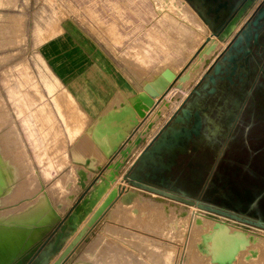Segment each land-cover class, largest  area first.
I'll use <instances>...</instances> for the list:
<instances>
[{
    "label": "rangeland",
    "instance_id": "obj_1",
    "mask_svg": "<svg viewBox=\"0 0 264 264\" xmlns=\"http://www.w3.org/2000/svg\"><path fill=\"white\" fill-rule=\"evenodd\" d=\"M45 1L0 0V159L14 174L12 178H4L0 169V196L4 194L0 205L12 204L0 215L11 216L18 221L37 218L48 209L47 197L58 214L56 220L43 232L39 243L27 254L25 253L24 263L30 260L28 254L38 253L35 264H56L64 256L60 264H73L80 255L75 264H105L104 261L109 259L115 261L109 260L113 264H214L209 256L199 251L197 245L201 241V235L209 231L216 222L211 216L218 214L188 201L142 187H135L136 191L139 189L140 194L131 192L133 196L130 202L124 201L125 195L116 204L113 205L114 201L111 202L106 211L96 218L93 212L107 195L101 197L98 204L85 214L76 229H72L68 224L65 237L54 251L56 233L62 229L64 223L68 222L66 217L70 215L73 205H76L82 195L88 196L90 190L85 189L73 200L69 199L70 194L53 192L59 189V185L72 187V183L68 184L69 180L70 182L75 180L72 177L47 179L48 182L56 181L49 187L52 192L45 194L42 191L40 179L36 172L31 170V161L26 155V149L17 130L20 121V114L17 112L20 107L19 94H14L15 97L11 94L10 97L11 90H19L20 80L24 84L30 80V77L25 75L26 69H29V65L36 64L37 57L35 49L32 48L36 40V26L43 22L44 15L49 17L53 9L52 3ZM113 1H94L89 3L87 8L101 9L105 13V23L110 24L115 21L113 10L116 8V3ZM86 2L83 6L87 4ZM164 2L163 0L124 1L122 10L125 18L121 27L123 39L122 43L118 42L122 47L115 50V53L125 68L132 71L141 82L157 75L161 69L169 65H173L174 68L171 69L177 73L178 66L196 56V50L207 35L218 39L220 47L192 84L184 90H177L176 86L170 89L166 95L167 99L177 97V100L143 138L141 143L146 145L155 137L158 139L162 131L175 128L177 124L175 117L181 113L180 108L184 99L188 98L193 89L202 87L211 76L215 75L217 63L222 65L223 71L227 68L232 70L234 63L224 59V56L237 52L242 53L241 56L245 61L248 60L251 87L246 106L253 102L254 93L264 83V71L262 72L264 49L259 54V47L255 46L256 33L261 29L264 31V21H258L257 17L264 6V0H173L174 7H163ZM223 3L227 6L219 8L218 5ZM197 5L213 18L211 22L207 23L201 17ZM131 10L140 12L139 24L133 25L131 19L127 18ZM215 33L218 35L216 36ZM112 44L117 46L114 41ZM243 49L246 50V55ZM213 53L214 51L209 50L195 58V62L199 65L193 70V76L203 68ZM252 53L257 55L256 60ZM188 82L189 80L185 85ZM167 104L169 101L162 104V108ZM149 172L148 168L141 172L146 180L150 178L147 176ZM110 173L111 171H108L107 176L110 177L112 175ZM126 187L128 186H124ZM20 194H23L22 198L31 195L23 202L33 201V203L25 206H23L25 203L21 205L23 202L15 204ZM58 210L65 214H60ZM107 213L109 220L104 226L100 218L105 219ZM47 215L51 213L48 212ZM250 226V229L257 233V239L251 243L252 247L249 246L238 254L233 264H264V227L255 224ZM253 248L256 255L251 253ZM44 255L47 257L41 259ZM117 260L120 262L118 263Z\"/></svg>",
    "mask_w": 264,
    "mask_h": 264
},
{
    "label": "crops",
    "instance_id": "obj_2",
    "mask_svg": "<svg viewBox=\"0 0 264 264\" xmlns=\"http://www.w3.org/2000/svg\"><path fill=\"white\" fill-rule=\"evenodd\" d=\"M46 1L52 3L53 9L50 16L44 15L43 22L36 26V40L32 45L36 64L26 69L25 75L30 80L25 84L20 80L19 90H11L10 97L19 94L17 130L31 161V170L41 179L42 191L51 193L49 187L56 179L74 177L75 180L68 182L72 187L59 185L53 192L70 194L75 190L77 195L90 188L99 175L104 177L109 169L110 162L91 137L95 124L108 111L126 103L156 75L141 82L115 53L122 47L118 42L122 43L123 39L125 0L113 1L116 3L115 21L110 24L105 23L101 9L87 8L89 3L102 0ZM85 1L87 4L83 6ZM197 7L201 17L211 22L213 18ZM139 13L131 10L127 15L133 25L140 23ZM113 41L117 46H113ZM196 59L186 70L189 76ZM187 65L188 62L178 66L177 73ZM168 67L174 68L173 65ZM201 70L187 85L179 81L182 87L176 86L177 90L186 89ZM161 71L163 69L159 73ZM261 86L248 106L251 76L235 85L220 76L215 77L214 83L208 82L207 88H200V94L193 97L189 96L194 89L190 90L183 101L189 115L175 128L191 131L195 123L199 126L197 132L183 142V151L172 163L165 160L169 168L158 169L149 180H125L146 147V143H140L119 167L115 185L121 183L134 190L140 185L155 186L264 221V83ZM173 99L166 98L169 104L165 108L162 104L155 107L140 129L131 134L136 133L134 141L154 128L177 97ZM118 157L116 155L113 161ZM0 169L4 178L14 177L1 159ZM80 171L88 175L82 187H79ZM47 179L55 180L48 182ZM98 183L96 181L95 185Z\"/></svg>",
    "mask_w": 264,
    "mask_h": 264
},
{
    "label": "water",
    "instance_id": "obj_3",
    "mask_svg": "<svg viewBox=\"0 0 264 264\" xmlns=\"http://www.w3.org/2000/svg\"><path fill=\"white\" fill-rule=\"evenodd\" d=\"M226 6L227 5L225 3L219 4V7ZM215 35L217 36L218 34L215 33ZM210 39V36L206 37L205 42L200 46V49L196 51V55L210 41ZM235 43L237 44V42ZM223 58L227 59V56H224ZM221 68L222 65L220 63L215 65V75H218L222 71ZM183 72L184 70L179 73H175L169 67L163 69V71L156 75L155 78L146 81L142 85L141 90L130 97L126 103L122 104L117 109H111L108 111L95 124L91 133V137L110 162L109 165H111L114 157L118 155L127 141L130 140L132 137L131 134L134 132V130L139 128L142 123L146 121L149 114L154 110L158 103L167 95L170 89L176 85ZM210 82H215L214 75L211 76ZM207 85L208 82L204 84V87L207 88ZM184 104L185 103L183 102V106L180 108L181 113L177 114L175 117L177 124L182 123L185 117H188L189 115V110ZM191 132L193 131H186L184 133L182 129H177L174 127L171 128L170 131H162L158 139L155 137V139L148 143L146 147L140 152L132 165L130 173H128L124 179L127 180L133 178L142 181L143 174L141 172H143L146 168H148L151 173H156L159 169L157 165H161V167L166 166V158H168V162L172 163V161L175 159V156L179 152L183 151V137L185 136L186 138H189L192 135ZM194 132H197V130H194ZM118 173L119 171L117 174ZM100 179L105 182V185L110 186V181L105 179V177H101V175L95 179L91 187L87 189L90 190V194L88 196L85 194L82 195L76 205H73L70 215H67L66 217L68 222L64 223L65 220L61 221L64 223V226L56 233L55 241L53 243L54 251L59 247L61 241L65 237L66 227L68 224L72 229H76L77 225L81 222L85 214H88L92 208L96 206L103 194L106 192L105 185H101L100 182L95 185V182L99 181ZM140 187L155 191L162 195L170 196L172 198L188 201L189 203L198 205L200 208L206 209L211 213L231 215L222 208L202 203L200 198L190 199L184 194L166 191L164 189L151 187L149 185H140ZM248 221L258 226L264 227V221L262 220L256 219ZM257 236L258 235L254 233L231 230L226 223L216 221L212 227L211 234L206 237V240H208L211 245V262L214 264H233L240 251L245 250L251 245V242L256 241ZM37 242L29 249L21 253L19 257L11 261L10 264H30V262L35 260L38 253H35L34 255L28 254V258L30 260L27 263H24L23 261L24 256H26L27 252L32 247L36 246ZM46 257L47 255H44L41 259Z\"/></svg>",
    "mask_w": 264,
    "mask_h": 264
},
{
    "label": "bare ground",
    "instance_id": "obj_4",
    "mask_svg": "<svg viewBox=\"0 0 264 264\" xmlns=\"http://www.w3.org/2000/svg\"><path fill=\"white\" fill-rule=\"evenodd\" d=\"M164 2V6H168V7H174V3L173 0H163ZM180 7V5H179ZM182 10V9H181ZM185 13V12H184ZM183 14V13H182ZM181 14V15H182ZM264 15V11L262 13H260L258 15V18L263 17ZM210 36V41L200 50V52L194 57L192 58L189 62L188 65L186 66V68L184 69V72L182 74V76L179 78V80L177 81L175 86H178L179 88L182 87V84H178L179 81H185L187 82L188 80L191 79V77L193 76V74H191L189 76V72H187L186 70H189L190 66L192 65L193 61L195 60V58L201 56L204 52L207 51H214L213 55L211 56V58L205 63V65L203 66L202 70L205 68V66L210 63L211 59L215 56L216 52L218 51L219 47H220V41L218 39H216L214 36L212 35H207L206 37ZM205 42V40L203 41V43ZM201 43V45L203 44ZM217 43H219V46L217 47ZM200 45V46H201ZM199 46V47H200ZM198 47V49H200ZM198 49L196 51H198ZM227 58L229 60H233L235 59V55H229L227 56ZM199 62V61H198ZM199 63H195V65H193V69L192 70H196V68L198 67ZM166 96L158 103V106L160 104H166L167 100H166ZM175 99V98H174ZM174 99L172 101H174ZM168 105V104H167ZM158 108V107H156ZM156 108L149 114V116L156 110ZM158 112V111H157ZM158 114L160 115V112H158ZM148 116V118H149ZM147 118V119H148ZM146 119V120H147ZM153 124H150L148 126V131L153 127ZM142 126V125H141ZM140 126V127H141ZM139 127V129H140ZM138 129V130H139ZM147 131V132H148ZM136 135V133L130 138V140L127 141V143L125 144V146L122 148V150H120V152L118 153V158L115 159L113 162H111V165H109V169L108 171H111L112 175L107 176V172L105 173V179H108L110 181V186L105 185V182L103 180L100 181L101 185H105L106 187V192L103 194V196L106 198L98 205V207L95 208L93 214L96 215L97 217H100V215H102V213H104L108 207V205L114 201L113 205L116 204V202H118L122 197L125 202H130L132 199V193L131 192H137L138 191L132 189V188H124V186H122V184L120 183L119 185H115L117 183L118 180V176H117V172L119 167L125 162V160L128 158L129 155H131V153H133V151L135 150V148L138 146V144L140 143L141 140H143L145 133L144 134H140L138 139H135L134 141V136ZM110 173V174H111ZM37 174V173H36ZM80 175V180H79V187H82L85 185L86 183V179L88 177V175L85 172H79ZM40 179V178H39ZM41 182V179H40ZM41 187H42V183H41ZM109 192V193H108ZM130 193V194H129ZM46 194V193H45ZM140 194V193H139ZM4 194H1L0 196V201L3 198ZM21 196H23V194L18 195V197L16 198V202L15 204H20L22 203L24 200H26L27 198L31 197L30 196H26L25 198H22ZM102 196V197H103ZM47 197V196H46ZM76 197V191L73 190L70 195H69V199L73 200ZM162 198V197H159ZM157 199V198H156ZM163 199V198H162ZM164 200V199H163ZM19 201V202H17ZM47 202H48V209L46 210L45 213H43L42 215H40L37 218H33L31 220H25V221H18V220H14L11 218V216H1L0 215V264H10L11 261H13L14 259H16L17 257H19V255L21 253H23L24 251H26L27 249H29L32 245H34L38 240H40V238L42 237V234L45 230H47L51 224L56 220L58 214L57 211L54 209V207L51 205L48 197H47ZM25 203V204H24ZM29 203H33L29 202ZM28 202H23L21 205L25 206L26 204H29ZM98 204V203H97ZM12 204H1L0 205V214H2L3 212H6L7 210V206H10ZM20 205V207H21ZM113 205L109 208L108 212L110 211V209L113 207ZM50 212L51 215H47V213ZM108 213L106 214V218H100V221L104 222V226L105 224L108 222L109 218H108ZM199 216V215H196ZM213 217V216H211ZM207 218V217H205ZM214 218V217H213ZM196 221L198 220L195 219ZM200 220V219H199ZM209 220V218H208ZM207 220V221H208ZM204 220H202L203 222ZM210 221H212L210 219ZM215 222V221H214ZM213 222V223H214ZM199 223V222H198ZM206 223V221H205ZM201 224V223H200ZM208 225V224H206ZM204 228V226H203ZM202 228V229H203ZM211 228V227H209ZM208 228V229H209ZM212 228L203 233L201 235V241L198 243V249L199 251L203 254V255H207L210 257V242L208 240H206V237L208 235L211 234ZM200 234V233H199ZM199 237V236H198ZM255 242V241H254ZM251 242V243H254ZM112 245V244H111ZM254 245V244H253ZM251 246V245H250ZM257 246V245H256ZM249 247V246H248ZM247 247V248H248ZM252 247V246H251ZM251 250V249H250ZM248 251V250H247ZM241 252V251H240ZM250 252V251H249ZM85 253V252H84ZM251 253L253 255L255 254V249L253 248V250L251 251ZM102 254H106V253H102ZM108 254V253H107ZM111 254V253H110ZM113 254V253H112ZM125 254V253H124ZM89 255V254H87ZM109 255V254H108ZM114 255V254H113ZM81 256V255H80ZM79 256V257H80ZM91 256V255H90ZM106 256V255H104ZM238 256V255H237ZM65 257V256H64ZM64 257H62L56 264H60L62 262V260L64 259ZM79 257L73 262V264L76 263V261L79 259ZM93 258V256H92ZM106 258V257H105ZM115 258V255H114ZM117 258V257H116ZM131 258V257H130ZM85 259V258H84ZM91 259V258H89ZM118 259V258H117ZM95 260V259H94ZM101 260V259H100ZM111 260V259H109ZM104 261L105 264H113L112 262L115 261ZM97 262H99V260H95ZM118 263L120 262V260H117ZM123 262V261H122ZM85 264V263H84ZM115 264V263H114ZM121 264V263H120Z\"/></svg>",
    "mask_w": 264,
    "mask_h": 264
},
{
    "label": "flooded vegetation",
    "instance_id": "obj_5",
    "mask_svg": "<svg viewBox=\"0 0 264 264\" xmlns=\"http://www.w3.org/2000/svg\"><path fill=\"white\" fill-rule=\"evenodd\" d=\"M227 5V4H226ZM225 6V5H224ZM218 7H219V5H218ZM219 8H225V7H219ZM264 11V6H263V8H262V10L260 11V12H258V14H257V17H258V15L260 14V13H262ZM259 20H263L264 21V15H263V17H260V18H258V21ZM257 23V22H256ZM255 39H257V43H256V47H259V49H258V53L259 54H261V50L262 49H264V31H262V29H261V31L260 32H258V33H256V37H255ZM243 52H244V54L246 55V50L245 49H243ZM234 55H235V59H233V60H229L228 58H227V60L231 63V62H233L234 64H233V67H232V70H228L229 68H227L225 71H221L218 75H214L215 77H222L223 78V81H227V82H229L230 83V85H235V84H242L243 82H244V79L246 78H248L249 76H251V70H249V68H248V66L247 65H249V63H247L248 62V60L246 59V61L244 60V57L242 58V53H233ZM233 54H230V55H233ZM252 54H254L255 55V60H256V58H257V55L255 54V53H252ZM249 67H250V65H249ZM242 69V70H241ZM264 71V68H262V72ZM207 82H210V80L209 81H207ZM200 88H204L205 89V87H204V85L202 86V87H199L198 89H196V90H193V92L191 93V95L189 96V97H193V96H195V95H198V94H200ZM212 91H213V87H212V89H211ZM196 115V114H195ZM187 117H185V119H186ZM197 128H198V123H195V125H194V127H193V129L191 130V131H193V132H191V134H194L195 132H194V130H197ZM182 131L185 133L186 131H188L187 129H182ZM186 139H188V138H186L185 136L183 137V142L186 140ZM183 142H182V145H183ZM165 160H168V158H166ZM166 163V162H165ZM158 166V168L159 169H164V168H166V169H168L169 168V166H167V163H166V166H164V167H161V165H157ZM151 172L147 175L148 177H150L151 176ZM143 177V180L142 181H144V179H145V177L144 176H142ZM151 187H155V186H151ZM189 198V197H188ZM191 199V198H190ZM223 209V208H222ZM224 211H226V212H228V213H231V214H236V215H238V216H240V217H244V218H246V217H248V218H250V219H255L256 220V218L255 217H253V216H251V215H248V214H243V213H238V212H234V211H232V210H229V209H223ZM34 261L35 260H33L32 262H30V264H35L34 263Z\"/></svg>",
    "mask_w": 264,
    "mask_h": 264
},
{
    "label": "built area",
    "instance_id": "obj_6",
    "mask_svg": "<svg viewBox=\"0 0 264 264\" xmlns=\"http://www.w3.org/2000/svg\"><path fill=\"white\" fill-rule=\"evenodd\" d=\"M218 215L213 216L215 218L216 221H220V222H224L226 223L231 230H237V231H245L248 233H254V231H252L251 228V223L248 220H255V219H250L248 217L244 218V217H240L236 214H231V215H223V214H219ZM235 215V216H232ZM256 225V224H255ZM257 234V233H254Z\"/></svg>",
    "mask_w": 264,
    "mask_h": 264
}]
</instances>
